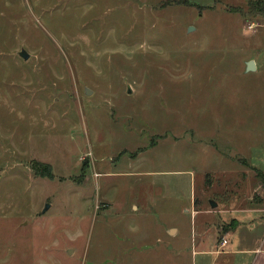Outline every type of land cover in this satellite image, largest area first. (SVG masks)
Instances as JSON below:
<instances>
[{
  "label": "rangeland",
  "instance_id": "1",
  "mask_svg": "<svg viewBox=\"0 0 264 264\" xmlns=\"http://www.w3.org/2000/svg\"><path fill=\"white\" fill-rule=\"evenodd\" d=\"M262 24L247 0H0V264H194L193 204H244L264 169Z\"/></svg>",
  "mask_w": 264,
  "mask_h": 264
},
{
  "label": "crops",
  "instance_id": "2",
  "mask_svg": "<svg viewBox=\"0 0 264 264\" xmlns=\"http://www.w3.org/2000/svg\"><path fill=\"white\" fill-rule=\"evenodd\" d=\"M233 4L236 5V3ZM246 51L245 59L242 60V72L247 76H251L252 74L262 76V84L259 83L257 88L264 91V24H262V27L256 33L255 47L248 48ZM249 61H254V67L250 69L247 66ZM229 143L231 145L232 141H229ZM258 144L264 148V142H259ZM224 158L225 160H229L233 165L231 158H226L225 155ZM250 161L253 166L252 170L256 172L255 174L258 178L260 177V181L258 182V187L253 190V196H250L249 201H243L246 202L244 204H237L240 198H244V195H242V191L238 188V185L235 184L232 186V189L234 191L239 190V194L242 197L239 198V195L235 196L230 208L208 214L201 209H196L195 211L196 206L192 203L193 218L195 220L192 238L194 264H264V206L261 201H255V196L264 198V169L254 166L253 158ZM245 165L243 163V166ZM211 169L216 173H227V171L216 170V168ZM239 175V177H242L243 173ZM216 191H219V186ZM212 201L215 202L214 200H210V204ZM134 207L137 208L135 204ZM184 210L189 212L188 209ZM229 221L233 223V226H229L225 235L220 237V222L226 223ZM165 231L166 235H170L171 238L173 236L177 237L180 233V227L176 222H172V224L166 227ZM173 231L175 234L171 235ZM166 237L168 239V236ZM223 238L228 240L225 246L222 245ZM181 252H183V248Z\"/></svg>",
  "mask_w": 264,
  "mask_h": 264
},
{
  "label": "water",
  "instance_id": "3",
  "mask_svg": "<svg viewBox=\"0 0 264 264\" xmlns=\"http://www.w3.org/2000/svg\"><path fill=\"white\" fill-rule=\"evenodd\" d=\"M19 55L22 56L24 59H28L30 57V54L29 52L23 48L20 52H19ZM248 69H250L251 67H254V61H249L248 64ZM91 90L88 88L87 89V92H90ZM212 206L215 207L217 205L216 202H211ZM50 207L49 204L46 205V207L44 208V211L48 210V208Z\"/></svg>",
  "mask_w": 264,
  "mask_h": 264
},
{
  "label": "trees",
  "instance_id": "4",
  "mask_svg": "<svg viewBox=\"0 0 264 264\" xmlns=\"http://www.w3.org/2000/svg\"><path fill=\"white\" fill-rule=\"evenodd\" d=\"M248 7L253 11H264V0H248Z\"/></svg>",
  "mask_w": 264,
  "mask_h": 264
},
{
  "label": "built area",
  "instance_id": "5",
  "mask_svg": "<svg viewBox=\"0 0 264 264\" xmlns=\"http://www.w3.org/2000/svg\"><path fill=\"white\" fill-rule=\"evenodd\" d=\"M228 243V240L226 238L223 239L222 245L225 246Z\"/></svg>",
  "mask_w": 264,
  "mask_h": 264
}]
</instances>
